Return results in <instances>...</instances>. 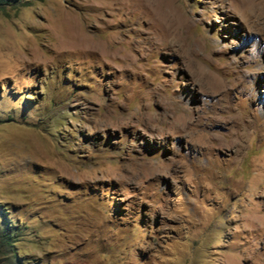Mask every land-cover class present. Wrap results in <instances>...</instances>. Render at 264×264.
Here are the masks:
<instances>
[{
	"label": "rangeland",
	"instance_id": "374dc122",
	"mask_svg": "<svg viewBox=\"0 0 264 264\" xmlns=\"http://www.w3.org/2000/svg\"><path fill=\"white\" fill-rule=\"evenodd\" d=\"M0 264H264V0L2 4Z\"/></svg>",
	"mask_w": 264,
	"mask_h": 264
},
{
	"label": "trees",
	"instance_id": "16d2710c",
	"mask_svg": "<svg viewBox=\"0 0 264 264\" xmlns=\"http://www.w3.org/2000/svg\"><path fill=\"white\" fill-rule=\"evenodd\" d=\"M10 1L11 0H0V7H1L2 4L9 3ZM12 235H13V233H10L9 231L4 230L3 234H2V238H3L4 241L9 243L8 240L11 238Z\"/></svg>",
	"mask_w": 264,
	"mask_h": 264
}]
</instances>
